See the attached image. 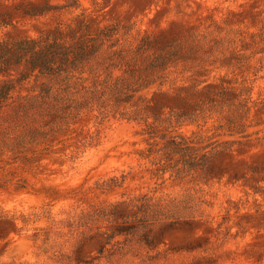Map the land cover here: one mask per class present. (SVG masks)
I'll return each instance as SVG.
<instances>
[{"label": "rangeland", "instance_id": "rangeland-1", "mask_svg": "<svg viewBox=\"0 0 264 264\" xmlns=\"http://www.w3.org/2000/svg\"><path fill=\"white\" fill-rule=\"evenodd\" d=\"M79 2L29 17L27 3L60 0H0V41L46 34L82 10L95 24L116 25L124 47L163 32L178 45L175 62L162 86L133 101L140 94L165 111L154 123L120 116L121 104L54 129L48 112L35 132L22 124L23 147L0 154V264H264V0ZM41 84L52 78L31 76L17 92L34 96ZM170 135L200 148L198 156L205 145L214 154L192 168L181 152L164 157ZM121 202L147 203L150 214L132 216L133 207L127 219L108 216ZM102 209L107 215L77 226L81 214ZM122 223L132 230L100 254L99 233Z\"/></svg>", "mask_w": 264, "mask_h": 264}, {"label": "trees", "instance_id": "trees-1", "mask_svg": "<svg viewBox=\"0 0 264 264\" xmlns=\"http://www.w3.org/2000/svg\"><path fill=\"white\" fill-rule=\"evenodd\" d=\"M57 5H33L27 3L22 14L29 17L40 16L50 10L80 8L79 0H60ZM110 0H102L106 5ZM74 21L65 26L58 23L46 34L37 37H20L0 41V119L7 117V125L0 121V154L19 152L24 139L16 132L24 129L26 121L33 123L31 130H38L34 124L37 117L52 115V129L67 125L85 113L97 110L99 113H114L123 104L118 113L122 117L152 123L161 121L165 105L152 101L146 96L136 94L155 84L162 86L166 71L177 56L178 45L174 41H164L163 32L159 36L141 37L137 45L124 47L118 38L116 25L95 24L93 18L82 10L74 16ZM48 76L52 85L41 84L38 94L22 96L17 87L31 76ZM154 94L166 92H153ZM182 106L188 105L185 97H174ZM47 105V111L44 110ZM9 111V112H8ZM173 111V108L169 110ZM187 111H179L177 117H185ZM165 122V119H162ZM154 131H148L150 138L155 137ZM162 133L158 137L165 138ZM198 156L193 145H189L180 135H170L167 138L163 152L164 157L171 152H181L182 162L188 167L204 166L213 156V151L207 149ZM160 151V149H158ZM180 160V159H179ZM177 160V161H179ZM121 213H107L116 219H127V212L137 207L132 216L141 213V218L149 215L150 205L140 206L131 203H118ZM140 210V211H139ZM99 210L94 214H81L77 226L87 225L97 220L100 215H107ZM95 216V217H94ZM133 226L117 224L111 231L100 232L101 239L97 241L101 254L106 245H115L116 236L127 234ZM152 239L144 237L146 245H152Z\"/></svg>", "mask_w": 264, "mask_h": 264}]
</instances>
